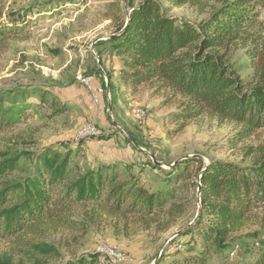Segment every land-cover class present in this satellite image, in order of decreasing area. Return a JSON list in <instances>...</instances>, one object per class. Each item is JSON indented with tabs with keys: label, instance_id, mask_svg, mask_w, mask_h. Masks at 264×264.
<instances>
[{
	"label": "rangeland",
	"instance_id": "rangeland-1",
	"mask_svg": "<svg viewBox=\"0 0 264 264\" xmlns=\"http://www.w3.org/2000/svg\"><path fill=\"white\" fill-rule=\"evenodd\" d=\"M142 0H0V25H10L23 15L27 25L18 39L0 47V91L13 87H37L68 105L56 113L37 96L30 100L19 123L0 132V151L41 152L57 146L70 152L83 170L100 164H130V173L140 178L149 191L164 186V172L174 161L198 157L201 165L216 160L250 163L264 136L258 132L238 140L239 127L204 114L185 126L170 121L182 99L159 84H143L136 89L121 83L122 66L110 50L108 39L127 21L130 2ZM168 6L166 0H160ZM222 0H201V6H171L170 15L191 21L208 17ZM264 26V6L259 8ZM28 38L23 39L25 34ZM250 42H237L230 48V63L244 80L252 77L248 51ZM103 72V75L99 73ZM111 75L112 92L104 74ZM143 110L142 120L135 112ZM87 127L94 129L82 135ZM251 148L253 150H251ZM156 160L162 169L153 168ZM185 178L181 196L160 213L110 215L93 205L75 207L61 224L55 218L41 221L37 232L0 240V261L11 264H63L80 256L96 259V264H154L186 244L190 236L181 233L194 224L201 213L193 181ZM243 229L235 233V246L229 254L214 256L210 264H247L264 250V207L253 210ZM32 244H45L57 254L43 255ZM101 247L115 253L100 252ZM181 249V250H180ZM157 260V261H158ZM171 257L163 264H173ZM181 264V263H179Z\"/></svg>",
	"mask_w": 264,
	"mask_h": 264
},
{
	"label": "trees",
	"instance_id": "trees-1",
	"mask_svg": "<svg viewBox=\"0 0 264 264\" xmlns=\"http://www.w3.org/2000/svg\"><path fill=\"white\" fill-rule=\"evenodd\" d=\"M166 1L168 6L160 0L130 2L127 21L108 39L110 50L122 63L121 83L132 89L159 84L179 95L182 102L169 117L180 127L207 114L236 124L238 140L255 132L264 136V26L259 19L264 0H222L220 7H213L200 21L170 15L169 10L185 4L201 6V0ZM19 18L13 24L0 25V47L24 33L27 21L23 15ZM237 42L253 45L247 53L253 69L249 80L242 79L239 69L230 63V48ZM104 75L109 78L106 89L112 92L111 75ZM37 96L58 114L68 109L45 89L17 86L1 90L0 132L19 123L30 100ZM255 151L250 163L216 160L203 166L198 157L174 161L164 172L163 188L155 191L130 173V164H100L83 170L69 151L57 146L39 153L0 151V240L37 232L42 220L55 218L61 224L74 225L67 216L78 206L93 205L110 215L160 213L181 197L178 192L184 188L185 178L200 175L193 187L201 213L181 233L190 236L179 246L186 255L179 257L177 250L167 257L173 264H210L214 256L233 250L235 233L243 229L255 208L264 207V141ZM151 166L162 169L156 160ZM32 247L43 255L57 254L49 245ZM166 258L156 264H163ZM63 264H96V259L80 256ZM247 264H264V250Z\"/></svg>",
	"mask_w": 264,
	"mask_h": 264
},
{
	"label": "built area",
	"instance_id": "built-area-1",
	"mask_svg": "<svg viewBox=\"0 0 264 264\" xmlns=\"http://www.w3.org/2000/svg\"><path fill=\"white\" fill-rule=\"evenodd\" d=\"M93 131H95L94 129H90L89 127L86 126V128L84 129V131H82V135H90L93 133ZM100 252H108L109 255H111V253H115V251H113V249L111 248H105V247H101L99 249Z\"/></svg>",
	"mask_w": 264,
	"mask_h": 264
},
{
	"label": "bare ground",
	"instance_id": "bare-ground-1",
	"mask_svg": "<svg viewBox=\"0 0 264 264\" xmlns=\"http://www.w3.org/2000/svg\"><path fill=\"white\" fill-rule=\"evenodd\" d=\"M135 117L137 118V119H140V120H142V117L144 116V112H143V110H138V111H136L135 112ZM90 128V127H89ZM91 129V128H90Z\"/></svg>",
	"mask_w": 264,
	"mask_h": 264
},
{
	"label": "water",
	"instance_id": "water-1",
	"mask_svg": "<svg viewBox=\"0 0 264 264\" xmlns=\"http://www.w3.org/2000/svg\"><path fill=\"white\" fill-rule=\"evenodd\" d=\"M113 36V35H112ZM157 260H158V258H157ZM157 260H156V262L154 263V264H156L157 263Z\"/></svg>",
	"mask_w": 264,
	"mask_h": 264
}]
</instances>
